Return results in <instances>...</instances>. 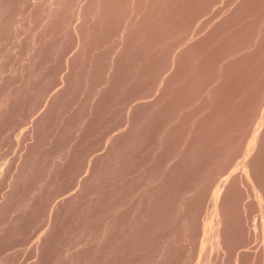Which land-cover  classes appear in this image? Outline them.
Returning a JSON list of instances; mask_svg holds the SVG:
<instances>
[{"label": "rangeland", "instance_id": "rangeland-1", "mask_svg": "<svg viewBox=\"0 0 264 264\" xmlns=\"http://www.w3.org/2000/svg\"><path fill=\"white\" fill-rule=\"evenodd\" d=\"M0 264H264V0H0Z\"/></svg>", "mask_w": 264, "mask_h": 264}]
</instances>
